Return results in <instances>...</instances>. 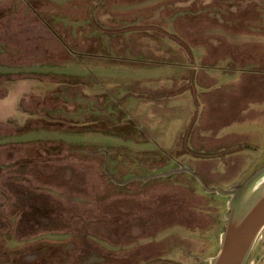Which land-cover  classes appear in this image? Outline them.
<instances>
[{"label": "rangeland", "instance_id": "rangeland-1", "mask_svg": "<svg viewBox=\"0 0 264 264\" xmlns=\"http://www.w3.org/2000/svg\"><path fill=\"white\" fill-rule=\"evenodd\" d=\"M263 185L264 0H0V264H210Z\"/></svg>", "mask_w": 264, "mask_h": 264}, {"label": "water", "instance_id": "water-1", "mask_svg": "<svg viewBox=\"0 0 264 264\" xmlns=\"http://www.w3.org/2000/svg\"><path fill=\"white\" fill-rule=\"evenodd\" d=\"M206 190L227 193L217 188L206 187ZM243 191L238 192V197L230 208L220 249L210 264H245L256 239L264 228V185L249 205L238 213L237 206Z\"/></svg>", "mask_w": 264, "mask_h": 264}, {"label": "crops", "instance_id": "crops-1", "mask_svg": "<svg viewBox=\"0 0 264 264\" xmlns=\"http://www.w3.org/2000/svg\"><path fill=\"white\" fill-rule=\"evenodd\" d=\"M262 256H264V254L260 255V257H262ZM262 258H263V257H262ZM261 261H262V260H261ZM261 261H260V262H261Z\"/></svg>", "mask_w": 264, "mask_h": 264}]
</instances>
